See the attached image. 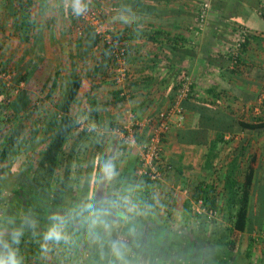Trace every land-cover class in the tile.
<instances>
[{
    "label": "crops",
    "instance_id": "1",
    "mask_svg": "<svg viewBox=\"0 0 264 264\" xmlns=\"http://www.w3.org/2000/svg\"><path fill=\"white\" fill-rule=\"evenodd\" d=\"M12 1L14 0H9L8 7L5 8L7 4L4 6V0H0V55H2L0 56V80L4 74V64L12 60L10 56L4 60V44L10 45L12 40L13 46L8 45L9 49L13 52L19 44H22L20 45L22 51L20 60L28 57L29 61L35 65H43L45 67L43 73L52 74L55 70H59V80L62 73H67L68 84L73 74L80 73L82 84L70 112L79 119L80 129L87 128L89 131L83 142L87 148L83 153L78 172L80 176L85 175L86 179H90L93 184L89 195L93 196V193H96L97 202L94 212L98 213L99 219L101 216L103 218V211L113 204V202L109 203L104 200L109 198L108 195L120 194L117 206L121 210L120 214L124 215L123 220L119 221L115 218L112 225L115 226L113 231H115L116 239L127 242L126 246L129 247V252L122 254L123 258L132 260L133 264H179L173 259H165L161 263L155 254L153 256L152 253L141 252L147 251L145 250L147 248L138 250L135 247L136 244H131L130 242L136 236V228L132 226L133 222L136 223V219L143 221V235H146L148 231L157 238L159 234L164 233L168 236V240L178 241L192 240L193 236L187 238V234L190 235V231L196 233L195 231L200 228L202 218H207L197 216L193 212V199H190L191 211L186 212L185 202L189 199L190 185L202 179L213 180V176L217 173H209L208 166L205 167L208 153L206 144L181 141L179 134L182 131L198 130L205 126L204 123L211 122V119L201 121L200 113L206 110L209 114L216 112V107L213 108L218 105V102H215V96L222 89L225 93L221 94L218 106L234 112L237 116L239 113L244 114L243 111L249 110L248 108L253 107L254 104L258 105L257 97L264 86V18L259 16L257 9L250 10L248 15L244 14L246 17L244 21L250 25L251 33L256 35V40L251 42L246 51L245 69L243 68L238 75L227 73L228 75L225 76L224 67L214 62L216 56H213L218 45L210 42V32L213 30L209 24L215 20L214 11L210 10L209 22L207 19L202 28L198 27L201 0H83L91 7L103 11L107 26L114 33L123 34L121 40L127 44L129 49L130 77L127 83L129 91L127 98L124 101L111 102L114 92L121 86L115 82L116 78L111 73L110 65H104L102 72L97 75L93 74L95 66L102 64L101 59L104 60V45L100 42H93L91 38L93 32H88L89 24L86 22L82 24L81 31L76 32L79 19L78 21L73 19L71 0H33L34 25L29 39H25L20 28L17 27L21 11L16 12V18L14 14H10L12 9L9 6ZM25 2L26 0H22L23 4ZM247 8L249 10L248 5ZM7 13L13 18H11L12 24L9 31L5 35L4 14ZM229 29L231 28H228L222 37L231 42L234 35ZM219 30L223 32L224 28L219 27ZM203 48H207V53L202 51ZM220 53L224 54V48ZM85 55L87 62L93 64H88L87 69L90 71L86 69L87 71L83 73L79 66L83 65ZM7 65L10 67L12 63ZM182 72H186L192 80V97L182 103L186 120L180 127L174 123L171 132L165 137L163 162L172 164L167 167L164 163L167 169L163 180L150 185L148 189L152 205L142 204V202H136L134 195H122L121 186H112V180L104 174L103 166L106 163L113 166L112 176L116 177V180L119 175L125 173L129 179L133 176L135 168L139 169V145L148 137L151 126L137 130L139 143H130L125 139L128 135V130L125 128L129 118L128 113L135 112L137 117L143 118L154 116L168 109L175 99ZM211 90L215 92L211 93ZM56 92L52 99L56 96ZM49 100L51 101V99L46 101L49 102ZM200 100L207 103H202ZM43 109H47L48 113L54 110L51 105H46L40 107V113ZM255 110L256 107H254ZM217 121L214 118L212 122L216 124ZM221 123L223 127L232 129L230 123L226 121H221ZM231 129L226 132V138L230 141L229 145H225L220 157L222 165L218 170L221 177L227 174L229 162L239 150L237 146L247 137V133L237 132L234 138H231ZM124 135L126 136L123 137ZM212 137L210 135V139ZM252 138L254 142L260 139L257 134H254ZM246 156H249L248 153ZM140 181L141 179L138 178L130 184L135 186L136 193L142 185ZM85 182L86 180L80 186L81 192L82 188H85ZM144 186L146 185L143 184ZM101 204L105 206L104 210L99 208ZM97 209L100 211L97 212ZM254 220H256L255 216ZM263 220L264 218L260 220L259 223L263 222L260 225H264ZM129 223L130 227H127ZM250 230L249 235L255 232L253 226ZM65 234L68 237L64 240L67 247L62 249L51 247L52 250H49V246L51 243L53 245V242L45 241L43 236L39 237L40 234L33 241L29 237L31 240L28 245L24 246L25 252L23 250L21 254L23 263L84 264L89 253L84 245L85 239ZM241 234L242 232L239 236ZM73 242L75 245L77 242L78 245L83 246V254L78 245H71ZM247 246L248 242L245 249ZM245 249L241 250L244 252ZM118 256L121 255H117L115 251L111 254L112 263L117 259L123 260ZM116 262L119 264V261Z\"/></svg>",
    "mask_w": 264,
    "mask_h": 264
},
{
    "label": "trees",
    "instance_id": "2",
    "mask_svg": "<svg viewBox=\"0 0 264 264\" xmlns=\"http://www.w3.org/2000/svg\"><path fill=\"white\" fill-rule=\"evenodd\" d=\"M209 1L211 3L209 14L210 10H212L215 15V20L209 24L211 30H213L210 32V42H215L218 45L217 51L213 56H216L214 62L224 67L223 74L225 76L228 75L227 73L238 75L243 68L245 69V54L251 42L256 40V35L250 33L247 41L240 49L239 63L236 65H233L231 55L225 53L226 46L232 44L234 40L229 42V40L223 39L222 36L227 32L228 28H231L229 31L233 32V39L240 26L245 25L250 29V25L244 21L246 19L244 14L248 15L252 9H257L259 16L264 18L263 2L262 0ZM33 3V0H26L25 4L22 3V0H14L11 6H9L12 9L10 14L15 15L17 11H21L20 18L17 20V27L20 28L22 36L25 39H29L31 36V30L34 25L32 18ZM83 3L87 7L95 8L85 1ZM203 3L204 0H201L200 6ZM200 10L201 8L199 7ZM74 17L75 21L79 19L77 28L82 27L85 21L80 16L78 18ZM219 27H223L224 31L221 32ZM90 31L91 33L93 32V36H91L93 42H100L89 25L88 32ZM114 35L118 40L123 38V34L120 32L114 33ZM222 48H224V54L220 53ZM202 51L207 53V48H203ZM127 53L129 54L128 48ZM103 55L104 60L101 59L103 61L101 62L102 64L96 65L93 69L94 75L102 72L104 65H114L115 58L111 46L104 45ZM44 68L43 65L39 64L33 68H27L25 73H18L15 76V83L10 89L0 80V165L10 155L18 153L28 156V152H32L24 168L18 172L16 182H10L7 179L8 176L4 174L6 169H3L4 172L0 170V192L5 191L12 184L10 191L13 194L11 197L5 196V202L8 199L9 201L12 199V203L15 202V204L22 205L24 214L38 218L43 226H52L53 223L57 222L53 217H58L60 218L59 222H62L64 227H66L65 233L73 235L76 238L80 232H83L84 245L89 250L84 264H117L116 261L120 263V259L112 263L111 257V254L115 251L116 254L119 252L121 256L118 257L124 260L122 254L129 252V247L126 246L127 242L116 239L115 231H113L115 226L112 225V221L115 218H118L119 221L123 220L124 215L120 214L121 210L117 206V199L120 194L108 195L109 198L104 201L113 202V204H110L111 206L105 210L103 204L99 206L100 209L104 210H102L103 218L101 216L98 223L93 225L91 214L95 213L94 206L97 199L89 195V191L93 189L91 180L86 179L84 183L85 188H82V192L79 190L80 192L74 194L73 191V167L75 163L77 165L81 162V147L84 145L83 142L89 133L87 128L80 129L81 123L79 119L70 112V108L80 91L82 76L80 73L72 75L64 96L53 105L54 110H52V114L40 123H36V120L39 119L40 106L37 104L35 98L39 94H43L44 99H52L59 83V70H55L52 74L49 72L43 73ZM115 82L117 83L116 79ZM21 84L24 85L23 88H20L22 87ZM214 92L211 90V93ZM224 93L225 90L223 89L221 92L216 93L215 102L217 101L218 105L220 104L219 99L221 98V94ZM191 95L190 93V97L188 98H191ZM260 95L261 93L258 97ZM126 98L127 95H123L122 88H119L114 92V98L111 102L124 101ZM200 101L202 103L206 102L204 100ZM218 105L213 106V108L216 107L215 113L209 114L207 110L204 113H200V120L211 119L210 123L203 122L205 124L203 128L195 131L189 130V132L182 131L179 134L181 141L206 144L208 153L205 167L208 166L209 173H217V175L213 176V180L202 179L191 185V189L188 190L189 199L185 202V211H191L190 199L203 198L209 207H222L221 214L224 217L227 214L231 220V224L226 225L217 219L211 221L208 218H202L199 224L200 228L196 231L194 229L196 233L190 231V235L187 234V238L193 236L192 240L173 241L168 240V236L164 233H162L164 236L159 234L157 238L148 231L146 235H143L144 223L136 219V223L133 222L132 225L136 228V236L130 243L136 244L134 246L138 250L147 248L145 249L147 251L143 250L141 252L152 253L153 256L155 254V257L161 263L165 259H173L174 262L177 261L179 264H264V239L257 240L256 236L250 234L245 251L243 252L238 247L239 234L247 232L250 225L252 226L255 223L251 209L254 191L259 190L260 202L262 200V193L264 194V159L261 161L259 157L260 153L263 152L262 149L259 151L257 150L258 148H253L256 142L252 138L254 134L259 135L264 133V100L260 105L263 119L251 118V120H248L240 118L234 112L225 110V108ZM27 112L29 113L26 114ZM214 118L218 120L216 124L212 122ZM221 121L230 123L232 129L231 127H223ZM230 129L232 130L231 138H234L237 132H245L247 133V137L237 146L239 150H237L236 156L230 160L227 174L221 177L218 170L222 163L220 157L225 145H229L230 141L226 138V132ZM123 130L126 132L125 129ZM41 133L42 138L38 139ZM210 135L213 136L211 139ZM71 138H73V141L70 149L67 151L66 146ZM165 140L163 138V142ZM247 153L249 156H246ZM244 157L246 158L244 159ZM164 163L167 167L172 164L163 162V158H161L159 165L162 169H167ZM138 171L139 169L135 168L133 176L129 179L126 173L121 176L119 175L118 180L112 176V186L120 187L124 183L130 185L140 178V184L146 185L147 192L144 193L142 199H139V202L151 206V195L148 189L153 183L149 177L139 176ZM179 172L182 173L181 170ZM219 179H221V182H219ZM124 194L128 193L122 191V195ZM124 204L127 205V202L124 201ZM89 205H91L90 208L88 207ZM100 209L96 211L99 212ZM80 213L82 214L81 218L75 219L74 217ZM85 216L89 217V222L85 221ZM6 221H2V225L6 226ZM15 222L18 223V227L17 230L15 227L11 232L12 238L10 240L13 239V233L20 232L22 234V236L20 235L21 237L19 236L18 244L14 245L13 248L19 247L17 248V253L21 259V264H24L21 254L24 246H26L24 242L27 241V237L24 234H27L28 230L25 225L20 224L22 219L15 218ZM15 222L14 225L16 224ZM127 227H130V223Z\"/></svg>",
    "mask_w": 264,
    "mask_h": 264
},
{
    "label": "rangeland",
    "instance_id": "3",
    "mask_svg": "<svg viewBox=\"0 0 264 264\" xmlns=\"http://www.w3.org/2000/svg\"><path fill=\"white\" fill-rule=\"evenodd\" d=\"M7 2L9 3V0H4V6L7 4V6H5V8L8 7V3ZM12 3H13V1H12ZM74 16H75V18H78V16H76V15H74ZM11 18H13V17H12V15H9V13L4 14V33H5V35L9 31V28H10V26L12 24L11 23ZM81 29H82V27L76 28V32H80ZM14 36H16V35H14ZM10 38H11V36H10ZM15 40H17V38ZM10 42H11L10 45L9 44H7V45L4 44V56H5L4 60L8 59L7 56H10L12 60H10V61L8 60V63H12V65H10V67H8V65H7L8 63L7 62L4 64V74H3V77H1L2 81L4 82V84L9 89L14 85L15 76L18 73H23L24 71H26L27 68H29V67L33 68L35 66V64L33 62L29 61L30 59H28V57L20 60L21 55H22V51L20 50V45H22V44H19V46L16 47L15 50L12 52V50H10L9 48L11 46H13V40L10 41ZM21 43H22V41H21ZM100 44L103 45L101 42H100ZM8 51H10V53H8ZM0 56H2V55H0ZM26 60H28V61H26ZM83 62H84L83 65H81L79 67H80L81 71H83V73H85L88 70L87 69L88 68V64L91 65L93 63H88L87 62V56L86 55H85V57L83 59ZM63 63H64V61H63ZM110 69H111V73L114 74L113 76L115 78L117 76L116 75V71H115V64L113 66H111ZM89 71H90V69L88 70V72ZM67 76H68L67 73H62L61 74V78L59 80L56 96L53 99H51V101L50 100H49V102L46 101L47 99H44L43 94L42 95L39 94L35 98L37 104L40 107H44L46 105H51V107L53 108V105H55L56 102H59L62 99V97L65 94L66 87H67V84H68V81H69V79H67ZM21 85H22V87H20V88H23L24 85L23 84H21ZM261 91H262L261 95L257 98L258 105H257V103H256V105L254 104L253 107L248 108L249 110L243 111L244 114L239 113L238 117H240V118L242 117V118H245V119L247 118L249 120H251V118L263 119V113H261L262 112L261 111L262 108L260 107V105L262 104V102L264 100V86H263V90H261ZM38 101H39V103H38ZM254 107H256L255 111H254ZM29 112H27L26 114H28ZM48 112L49 111L47 109H43V111H41V113H39V117H38L39 119L36 120V123H40L42 120L47 119L46 117H49V115L52 114L51 112L50 113H48ZM258 112H260V113H258ZM133 114L137 115L135 112H133ZM87 115H90V113H87ZM3 116H4V113H3ZM31 121H32V119H31ZM127 122H128V119H127ZM258 136L260 137V139L256 142V144L254 145L253 148L254 149L258 148L257 150H259V151L262 149L263 153H260V155H259L260 160L262 161L264 159V133L259 134ZM40 138H42V133L39 134V136H38V139H40ZM72 141H73V138H71L69 140V142H68V144L66 146V150L67 151L70 149ZM42 147H43V145H42ZM86 148H87V145H84V146L81 147V152H80V155H81L80 158L81 159L84 156L83 153L86 152ZM31 154H32V152L29 151L28 152V156L27 155H21V154H18V153L15 154V155H10L8 157V159L0 165V170L1 171L3 169H6L5 172H4V170H3V172H4V174H6V176H8L7 179L10 182H14L16 180L18 172L21 171L24 168L25 163L27 162L28 158H30ZM79 165H80L79 163L77 165L75 163L74 167H73V179L72 180H73V183H74V185H73L74 194L80 192L79 191V190H81L80 186L83 183V181L86 180L85 175L80 176V173L78 172L79 171L78 170L79 169ZM221 165H222V163H221ZM76 166L78 167V169H77ZM219 182H221V179H219ZM11 185H9V187L7 189H5V191L0 192V238L4 242H7V243H10V241H11V243H10L11 247H14V245L18 244V243H13V241H12L13 239L12 240H10V239L12 238L11 237V232L13 231V229L15 227H16V230H17V227H18V223L15 222V218L16 219L20 218V219H22V222L20 224L21 225H25L26 229L28 230L27 234H24L27 237V239H26L27 241L24 242V245H28L31 239L33 241L34 239L37 238L36 237L37 235L40 234L39 236H41V234H43V232H44V229L42 227L43 225L41 224V222L36 217L28 216V215L24 214L22 205L15 204V202L12 203V201H11L12 199L10 201L8 199V201L6 200V202L1 199V198L4 199L5 196L6 197H8V196L11 197V195L13 194V192L10 191ZM187 186H189V185H187ZM190 188H191V185H190ZM146 189H147L146 186L143 187V185H140V187H139V189H138V191L136 193L135 186H131V185L127 184V183H124L121 186V190L123 192H126V193L130 194L131 196L134 195L136 202H139L140 201L139 199H142V196L144 195V193L147 192ZM7 191H9L11 193H9ZM259 195H260L259 190H255L254 194L252 196V201H251L252 213L256 217V220H257V223L253 222L254 224L252 225L254 227L253 231H255V232H253V235L256 236L257 240L264 239V225H260V224H263V222L259 223V222H261L260 220H262L264 218V194L262 193L261 202H260V196ZM92 197L93 198L95 197L94 199H97L95 192L93 193ZM69 199H70V197H69ZM222 206H224V205H222ZM219 208H220V214L216 218L209 219V220L212 221V220L217 219L218 221H221V222H223L226 225L227 224L228 225L231 224V220L229 219L228 215L225 214V217H224V215L221 214V212H222L221 208L222 207H219ZM71 211H72V209H71ZM81 216H82V214L80 213L79 215H76V217H74V218L75 219H78V218L80 219ZM84 218H86V220H85L86 222H89L88 221V219H89L88 216H85ZM4 220H7L6 221L7 222L6 226L2 225V221L4 222ZM256 220H255V222H256ZM13 221L16 223L15 225H14ZM252 226L250 225V227H252ZM174 227H175V225H174ZM250 227H249V230L247 232H245V233L242 232V234L239 236V246H240V249H242V250L245 249L246 244L248 242L249 233L251 231ZM48 230H49V228H48ZM48 230L46 229L45 231L47 232ZM65 231H66V228H63L64 237L67 239L68 237L66 236ZM159 231H160V229H159ZM46 232H45V234H46ZM80 233H82V232H80ZM45 234L42 235V236L44 237ZM21 236H22V234H21ZM30 236H32L31 239L29 238ZM64 240L65 239H62V240H60L58 242L57 241H53L54 244L52 245V243H51V246H49V250L51 249V247L53 249H56V248L57 249L58 248L62 249V248L67 247V244H64ZM49 242H51V241H49ZM73 244H74V242L71 245H73ZM77 245H78V243L76 242L75 246H77ZM17 248H19V247H16V250H18ZM78 248L80 250H83V246L82 245H78ZM2 250H3V245L0 244V251H2ZM24 252H25V250H24ZM127 262H130V263H127ZM132 262H133L132 260L124 259V260L120 261L119 264H131Z\"/></svg>",
    "mask_w": 264,
    "mask_h": 264
},
{
    "label": "built area",
    "instance_id": "4",
    "mask_svg": "<svg viewBox=\"0 0 264 264\" xmlns=\"http://www.w3.org/2000/svg\"><path fill=\"white\" fill-rule=\"evenodd\" d=\"M264 6V0H262ZM211 3L209 0H204L200 6L198 27L202 28L209 16ZM103 11L97 8L87 7L86 11L80 15V18L88 23L94 30L99 41L103 45L112 47V53L115 58V71L117 83L122 88V94L127 95L130 70L128 66L127 44L123 40H118L114 32L107 26ZM251 30L247 26H240L237 34L234 37V42L228 44L225 48V53L231 55L233 65L239 63L240 49L247 41ZM178 91L173 103L168 109L160 111L154 116L137 117L132 112L128 113V122L125 128L128 130V135L125 139L130 143H139L137 141L136 131L146 126H151L150 133L146 139L140 142L139 148V176H147L156 184L163 180L166 169H162L159 161L162 158L163 138H165L172 130V126H182L186 120L183 101L186 100L192 91V80L186 72H182L178 81ZM120 131V130H119ZM123 132V131H122ZM121 132V133H122ZM192 210L197 216H206L208 219L216 218L220 214L219 208L209 207L203 198H196L192 201Z\"/></svg>",
    "mask_w": 264,
    "mask_h": 264
},
{
    "label": "clouds",
    "instance_id": "5",
    "mask_svg": "<svg viewBox=\"0 0 264 264\" xmlns=\"http://www.w3.org/2000/svg\"><path fill=\"white\" fill-rule=\"evenodd\" d=\"M71 8L76 16H80L86 11L87 5L83 3V0H71ZM103 172L110 179L114 174L113 166L108 163L104 164ZM88 207L90 208L91 205H89ZM91 215L93 217L91 222L93 225H95L99 221L98 215L96 213H92ZM53 219L57 222L52 224V226L46 232L44 239L45 241L58 242L62 239H65L63 234L64 224L62 222H59L60 218L58 217H53ZM20 235V232L13 233V243L19 242ZM0 244L3 245V250L0 251V264H21V259L19 258L17 250L15 248L11 247L10 244L4 242L2 239H0ZM117 255H119V252H117Z\"/></svg>",
    "mask_w": 264,
    "mask_h": 264
},
{
    "label": "flooded vegetation",
    "instance_id": "6",
    "mask_svg": "<svg viewBox=\"0 0 264 264\" xmlns=\"http://www.w3.org/2000/svg\"><path fill=\"white\" fill-rule=\"evenodd\" d=\"M1 199L4 200L3 198H1ZM37 219H38V218H37ZM46 224H48V223H46ZM42 227H43V229H44V232H43V233H45V232H46L45 230H46V229L48 230V228H50L51 226H42ZM83 235H84L83 232L78 234L79 237L84 238Z\"/></svg>",
    "mask_w": 264,
    "mask_h": 264
}]
</instances>
